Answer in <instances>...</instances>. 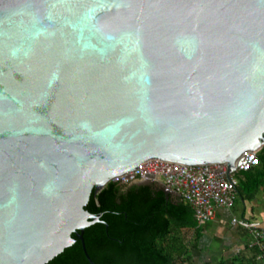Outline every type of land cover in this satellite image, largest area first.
<instances>
[{"label":"water","instance_id":"water-1","mask_svg":"<svg viewBox=\"0 0 264 264\" xmlns=\"http://www.w3.org/2000/svg\"><path fill=\"white\" fill-rule=\"evenodd\" d=\"M263 145L264 0H0V264H93L92 193Z\"/></svg>","mask_w":264,"mask_h":264},{"label":"trees","instance_id":"trees-1","mask_svg":"<svg viewBox=\"0 0 264 264\" xmlns=\"http://www.w3.org/2000/svg\"><path fill=\"white\" fill-rule=\"evenodd\" d=\"M259 164L234 175L238 203L252 202L264 190V145L257 152ZM155 184L120 185L109 182L92 193L85 210L99 215V222L84 230L83 240L93 264H194L191 252L198 250L203 224L195 221L194 210L182 199L164 202ZM233 206V207H234ZM245 231L247 256L219 260L214 264H264V236L256 240ZM191 236L186 241V233ZM75 242L47 264H90L81 242Z\"/></svg>","mask_w":264,"mask_h":264},{"label":"built area","instance_id":"built-area-1","mask_svg":"<svg viewBox=\"0 0 264 264\" xmlns=\"http://www.w3.org/2000/svg\"><path fill=\"white\" fill-rule=\"evenodd\" d=\"M257 152L255 151L248 160L240 157L231 169L227 163L189 166L149 159L139 164L136 169L115 177L111 182L120 185L137 181H144L145 184L160 182L189 204L194 210L195 221L204 224L214 218L217 209L233 208L237 186L234 175L257 166ZM231 224L250 231L256 240L264 236V231L256 223L232 218Z\"/></svg>","mask_w":264,"mask_h":264},{"label":"crops","instance_id":"crops-1","mask_svg":"<svg viewBox=\"0 0 264 264\" xmlns=\"http://www.w3.org/2000/svg\"><path fill=\"white\" fill-rule=\"evenodd\" d=\"M157 184L159 187L152 191L163 193L164 202L175 204L181 200L172 189L160 182ZM253 202L256 201L240 203L242 210H239L238 204L231 209L216 210L214 218L202 225L203 232L199 248L191 252L194 264L199 259L207 261L206 264H212L219 260H231L248 255L245 250L247 238L244 230L246 229L232 225L231 219H244L256 223L264 231V190L260 192L259 201L255 204ZM190 236L191 233L187 232L186 241Z\"/></svg>","mask_w":264,"mask_h":264},{"label":"rangeland","instance_id":"rangeland-1","mask_svg":"<svg viewBox=\"0 0 264 264\" xmlns=\"http://www.w3.org/2000/svg\"><path fill=\"white\" fill-rule=\"evenodd\" d=\"M155 186L156 187H159V185L158 184H155ZM259 197H260V193H259V195L256 197V200H254V201H259ZM256 202H253L254 204L256 203ZM238 208H239V210H242V205L240 204V203H238ZM188 240V239H187ZM207 263V261H205L204 259H199L198 261H196V264H206ZM214 263V262H213ZM212 263V264H213Z\"/></svg>","mask_w":264,"mask_h":264}]
</instances>
